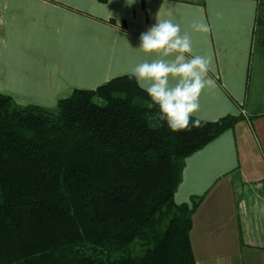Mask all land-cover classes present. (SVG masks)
<instances>
[{"label":"trees","instance_id":"obj_1","mask_svg":"<svg viewBox=\"0 0 264 264\" xmlns=\"http://www.w3.org/2000/svg\"><path fill=\"white\" fill-rule=\"evenodd\" d=\"M158 112L128 74L54 109L0 92V264H196L189 233L203 195L175 201L183 160L243 116L173 132Z\"/></svg>","mask_w":264,"mask_h":264},{"label":"crops","instance_id":"obj_2","mask_svg":"<svg viewBox=\"0 0 264 264\" xmlns=\"http://www.w3.org/2000/svg\"><path fill=\"white\" fill-rule=\"evenodd\" d=\"M255 0H0V92L18 106L54 109L156 59L139 36L171 19L211 57L214 87L200 96L209 121L242 114L183 160L177 203L203 195L189 233L196 264H264V54L254 40ZM209 25L194 32V22ZM259 183L260 186H256Z\"/></svg>","mask_w":264,"mask_h":264},{"label":"clouds","instance_id":"obj_3","mask_svg":"<svg viewBox=\"0 0 264 264\" xmlns=\"http://www.w3.org/2000/svg\"><path fill=\"white\" fill-rule=\"evenodd\" d=\"M131 4L133 0H126ZM192 30L207 33L209 25L198 21ZM139 48L156 59L144 61L127 73L158 106V116L173 132H191L208 123L200 113V96L214 87L208 76L211 57L197 54L192 36L171 19L157 21L139 36Z\"/></svg>","mask_w":264,"mask_h":264},{"label":"rangeland","instance_id":"obj_4","mask_svg":"<svg viewBox=\"0 0 264 264\" xmlns=\"http://www.w3.org/2000/svg\"><path fill=\"white\" fill-rule=\"evenodd\" d=\"M94 100H95L96 102H99V103L102 102V100H101L100 98H97V97L94 98ZM51 111H55V110H51Z\"/></svg>","mask_w":264,"mask_h":264},{"label":"built area","instance_id":"obj_5","mask_svg":"<svg viewBox=\"0 0 264 264\" xmlns=\"http://www.w3.org/2000/svg\"><path fill=\"white\" fill-rule=\"evenodd\" d=\"M256 186H260V184H259V183H257V184H256Z\"/></svg>","mask_w":264,"mask_h":264}]
</instances>
